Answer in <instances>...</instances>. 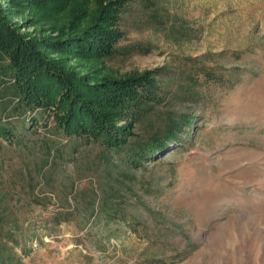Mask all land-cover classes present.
Returning a JSON list of instances; mask_svg holds the SVG:
<instances>
[{
	"label": "rangeland",
	"instance_id": "374dc122",
	"mask_svg": "<svg viewBox=\"0 0 264 264\" xmlns=\"http://www.w3.org/2000/svg\"><path fill=\"white\" fill-rule=\"evenodd\" d=\"M0 17L30 65L0 67V264H264V0H0ZM147 76L155 99L122 104ZM98 112L132 147L174 127L179 148L137 158L58 126Z\"/></svg>",
	"mask_w": 264,
	"mask_h": 264
},
{
	"label": "trees",
	"instance_id": "16d2710c",
	"mask_svg": "<svg viewBox=\"0 0 264 264\" xmlns=\"http://www.w3.org/2000/svg\"><path fill=\"white\" fill-rule=\"evenodd\" d=\"M83 21V20H82ZM2 25L3 28L1 29H6L4 35L0 34V37H3L4 39L10 40V43L13 41V36L10 34V27L5 26V24L2 23V17H0V26ZM85 35V33H82ZM81 35L80 34H76ZM82 35V36H83ZM94 41V40H93ZM20 42V41H19ZM6 44L7 47H5L3 44H0V67L4 68L5 71L9 70V72L13 75L19 76V72L21 74V71L27 72V69L23 70L24 66H30L24 59L19 60V56L21 55L20 49L16 51V48H14L13 44ZM94 47H99L98 49L105 54H113L116 52L115 48H112V41L110 40H101L97 42H93ZM21 44V43H20ZM18 45V44H17ZM34 51V48L30 49V52ZM98 52V53H101ZM29 57V56H28ZM4 59V62L2 60ZM7 59V60H6ZM22 65V66H21ZM30 68V67H29ZM28 73V72H27ZM17 78V76H15ZM20 77V76H19ZM29 77V76H28ZM142 79V80H141ZM128 78L126 80H123V82L127 83L121 87V92L122 94L125 95L127 100L123 101L122 104L131 106V105H136L139 104L141 101H143L145 98L147 100H153L155 99V96L152 93V88L155 86L154 84L156 83L155 80H153L152 77H143V78ZM71 84V83H70ZM25 84L21 82V84H15L13 85V88L15 91L21 96H23V100H25V96L28 97V93L32 91L33 89H25ZM72 88V91L75 89V86L73 84L70 85ZM74 87V88H73ZM76 98L80 100V95L78 92H76ZM57 95V94H56ZM82 96V95H81ZM30 98V97H29ZM35 99V98H34ZM34 99L30 98V101H33ZM20 102H22L21 99H19ZM29 100H27L28 102ZM24 102V101H23ZM35 103L38 102L34 101ZM29 103V102H28ZM27 103V104H28ZM83 103H80V107H82ZM29 105H31L29 103ZM88 105V104H87ZM36 106H45L48 107L50 106L47 102L38 103ZM89 106V105H88ZM90 107V106H89ZM92 110V108H90ZM126 108L123 109H118L117 112H125ZM93 111V110H92ZM113 113V111H112ZM111 112H102L101 114L98 112L100 119L99 121L95 120H86L83 118V123L79 122L77 120V117H75L74 114H70L66 117L61 116L58 118V126L62 129V131L66 134H74V135H79L80 137L83 135L87 140H92L94 142L101 143L107 148H117L121 149L123 147H127V142H129V147L131 148L133 145L130 144V136L128 134H125V130L123 126H120L116 118L112 115ZM2 118L0 117V135H2L6 130L5 126L2 124ZM86 123V124H85ZM167 136L165 137L164 140L158 141V134L153 135L152 138H150L148 141L144 142L143 145L139 143V147H132L131 152L134 151V156L137 158H149L152 159L154 155L158 153V151H164L167 148L169 151H172L174 149H178L179 147L176 148H169L170 145L173 143H176L179 138L180 132L173 127L169 131L167 129ZM152 140V141H151ZM188 139L185 140L187 142ZM167 149V150H168ZM166 150V151H167Z\"/></svg>",
	"mask_w": 264,
	"mask_h": 264
}]
</instances>
